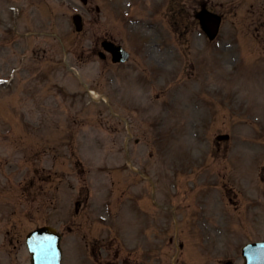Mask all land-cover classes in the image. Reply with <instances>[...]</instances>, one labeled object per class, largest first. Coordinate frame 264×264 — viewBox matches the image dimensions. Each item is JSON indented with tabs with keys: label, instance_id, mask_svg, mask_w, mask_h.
Instances as JSON below:
<instances>
[{
	"label": "rangeland",
	"instance_id": "rangeland-1",
	"mask_svg": "<svg viewBox=\"0 0 264 264\" xmlns=\"http://www.w3.org/2000/svg\"><path fill=\"white\" fill-rule=\"evenodd\" d=\"M44 225L62 264H242L264 240V0H0V264Z\"/></svg>",
	"mask_w": 264,
	"mask_h": 264
},
{
	"label": "water",
	"instance_id": "water-1",
	"mask_svg": "<svg viewBox=\"0 0 264 264\" xmlns=\"http://www.w3.org/2000/svg\"><path fill=\"white\" fill-rule=\"evenodd\" d=\"M204 30L212 38L218 27V18L215 15L204 13L201 17ZM113 54H117L120 61L126 60L127 56L119 48L112 45H106ZM59 235L52 228H41L30 234L27 243L33 255L32 264H58L60 258ZM264 259V245H250L244 248L245 264H263L260 262V256Z\"/></svg>",
	"mask_w": 264,
	"mask_h": 264
},
{
	"label": "bare ground",
	"instance_id": "bare-ground-1",
	"mask_svg": "<svg viewBox=\"0 0 264 264\" xmlns=\"http://www.w3.org/2000/svg\"><path fill=\"white\" fill-rule=\"evenodd\" d=\"M32 23H35V25L37 24V23H36V20H34V18L32 19ZM92 94H93L94 96H97V94L94 93V92H92Z\"/></svg>",
	"mask_w": 264,
	"mask_h": 264
}]
</instances>
